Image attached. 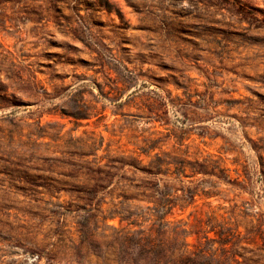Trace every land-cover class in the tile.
I'll return each instance as SVG.
<instances>
[{
    "label": "rangeland",
    "instance_id": "rangeland-1",
    "mask_svg": "<svg viewBox=\"0 0 264 264\" xmlns=\"http://www.w3.org/2000/svg\"><path fill=\"white\" fill-rule=\"evenodd\" d=\"M263 193L264 0H0V264H264Z\"/></svg>",
    "mask_w": 264,
    "mask_h": 264
},
{
    "label": "trees",
    "instance_id": "trees-1",
    "mask_svg": "<svg viewBox=\"0 0 264 264\" xmlns=\"http://www.w3.org/2000/svg\"><path fill=\"white\" fill-rule=\"evenodd\" d=\"M168 164H170V163H165L158 156H154L153 160H151L149 163L150 168L145 169V172L155 176V175L160 173L162 166H166ZM186 168L189 170L190 177H193V176L198 175V174H211V175L218 176V175L224 173V171H225L224 169L218 168V165L215 163V161H211L208 158L207 159L204 158L200 162H198V161H194V162L178 161L177 163H175V166H174V170L176 171L177 175L187 178V175L185 173ZM97 184L98 183H95V185H94L95 187L89 191V192H91V194L95 191ZM101 186L103 187V185H101ZM153 192H158V194H159L158 199H155L154 196H151L150 200H152L151 202L155 205V209L157 211L159 210L162 212V214L160 216H157L158 220L162 224L165 216L170 214L171 209L173 208V205L171 204V201L168 198V194L165 191H163V190L159 191L155 188L154 191H151L149 194L154 195ZM119 222H127V223L131 224L129 216L120 217ZM217 235L219 236V238L221 240V244H226V242L227 243L229 242L228 237L231 236V233L228 232L227 230H225L221 226L220 230L217 232ZM159 256H160V254L155 251L154 252V258L156 260H158Z\"/></svg>",
    "mask_w": 264,
    "mask_h": 264
}]
</instances>
